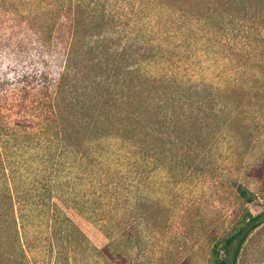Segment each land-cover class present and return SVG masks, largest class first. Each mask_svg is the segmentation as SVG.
<instances>
[{"label": "trees", "instance_id": "1", "mask_svg": "<svg viewBox=\"0 0 264 264\" xmlns=\"http://www.w3.org/2000/svg\"><path fill=\"white\" fill-rule=\"evenodd\" d=\"M0 8L27 16L45 44L63 17L69 34L55 77L45 76L53 90L44 136L0 123V264H28L15 199L22 174L12 171V160L31 148L42 152L33 160L39 167L57 166L58 152L72 168L89 163L93 186H122L99 200L95 223L109 241L92 246L95 260L173 264L166 259L169 224L161 218L168 209L146 187L157 169L173 184L192 174L199 180L220 168L215 152L233 157L255 146L264 129V0H0ZM197 54L220 61L221 83L184 73ZM229 182L236 218L225 233L206 237L207 264H238L244 242L264 223V205L256 215L247 208L256 193L240 179ZM47 214L59 255L54 264H72L69 247L84 235L60 218L64 213L41 217Z\"/></svg>", "mask_w": 264, "mask_h": 264}, {"label": "rangeland", "instance_id": "2", "mask_svg": "<svg viewBox=\"0 0 264 264\" xmlns=\"http://www.w3.org/2000/svg\"><path fill=\"white\" fill-rule=\"evenodd\" d=\"M28 19L23 14L0 8V123L17 124L18 131L39 139L44 136L40 131L41 123L49 116L48 95L53 90L45 86V76L55 77L69 37L68 22L66 17L62 18L53 43L48 45L39 39V32ZM182 57L188 58L189 54ZM190 58L194 59L184 73L194 80L221 83V63L216 57L197 54ZM146 70L154 74L158 68L149 65ZM253 145L250 151L241 153L245 150L242 149L233 157H228L224 150L215 152L213 157L220 168L205 176L200 174L199 180L192 174L184 182L173 184L163 170H155L145 192L168 209L161 217L170 228L166 259L170 258L173 264H207L206 237L225 233L236 218L238 206L229 182L233 177L256 193L255 199L247 204L249 211L253 215L262 211L264 129ZM39 153H42L39 149L31 148L18 153L17 157L14 155L12 160V171L22 174V178L15 181V199L19 245L28 264H54L59 258L58 248L49 236L50 217L48 214L41 217L48 211L64 213L66 217L60 218L69 220L84 235L81 245L69 247L72 264H110L105 258L95 260L92 256V246L101 249L109 241L95 223L102 217L94 216H102L96 210L99 200L112 191L122 190V186L118 189L93 186L89 163L72 168L69 160L58 152L52 161L57 166L39 167L33 161L41 158ZM102 153L106 155L103 149ZM25 160L31 162L23 169ZM157 246L158 241L154 242V257L160 254ZM238 264H264V223L244 242Z\"/></svg>", "mask_w": 264, "mask_h": 264}]
</instances>
